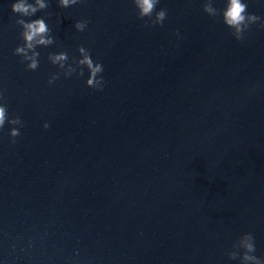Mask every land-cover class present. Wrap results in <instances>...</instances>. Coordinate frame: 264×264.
Here are the masks:
<instances>
[{"label":"water","instance_id":"95a60500","mask_svg":"<svg viewBox=\"0 0 264 264\" xmlns=\"http://www.w3.org/2000/svg\"><path fill=\"white\" fill-rule=\"evenodd\" d=\"M15 2L0 0V103L23 124L0 130V264H241L227 254L247 233L264 259V0H243L260 17L243 40L207 0H160L163 27L133 0L32 17ZM40 18L55 43L31 71L16 21ZM81 46L102 91L48 59Z\"/></svg>","mask_w":264,"mask_h":264},{"label":"clouds","instance_id":"9594fccd","mask_svg":"<svg viewBox=\"0 0 264 264\" xmlns=\"http://www.w3.org/2000/svg\"><path fill=\"white\" fill-rule=\"evenodd\" d=\"M81 0H58V6L61 8H69L77 5ZM160 0H133V3L138 11V18L140 20H146L145 27L160 25L163 27V23L167 17V10L162 9L156 11V7ZM49 7L46 0H34V3H29L28 0H18L12 5V12L18 14L21 17H32L37 12L44 11ZM248 5L243 0H226L225 8L218 10L213 6L212 0H207L204 5V12L210 17L222 16L223 23L233 30L232 35L237 40H243L244 33L250 29L251 25L260 22V17L255 14H248ZM155 18L153 19V14ZM147 18V19H146ZM23 31L21 32V39L23 45L19 46L15 50V55L22 57L21 63H27L28 70L36 71L39 67L40 53L37 51L38 47H49L55 43V40L51 34V31L45 22L44 18L36 19L31 22H26L25 19H18L16 21ZM88 26V21H80L75 24V28L79 32H84ZM264 27V24L261 25ZM179 35V33H177ZM80 56L79 60L73 58L72 65L68 64L69 55L67 52H61L59 54H50L48 56L49 61L54 66H58L60 72L65 77H70L74 73H77L79 69V75L83 76L84 66L88 69L90 77L87 79V86L90 88L103 90V78L97 79L98 74L103 72V66L99 63H94L91 58V54L83 46L78 49ZM60 78V73L53 74L48 81L49 85H53ZM0 101H4L3 94L0 93ZM12 125L19 124L23 126L19 117L9 120L8 110L6 103H0V130L5 126V122ZM49 125L46 123L44 128L47 129ZM20 135V132L13 128L10 132V136L13 137V143L15 138ZM243 249V254H240V250ZM256 251L254 237L251 233L243 235L238 241L233 244V251L227 255L229 259H240L241 264H264V259L258 258L254 255Z\"/></svg>","mask_w":264,"mask_h":264}]
</instances>
